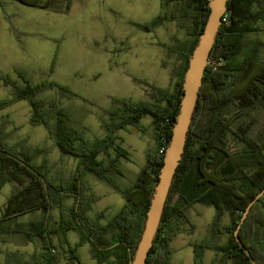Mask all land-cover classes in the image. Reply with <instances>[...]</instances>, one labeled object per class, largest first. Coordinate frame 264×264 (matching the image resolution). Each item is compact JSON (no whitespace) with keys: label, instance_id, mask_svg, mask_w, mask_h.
<instances>
[{"label":"trees","instance_id":"1","mask_svg":"<svg viewBox=\"0 0 264 264\" xmlns=\"http://www.w3.org/2000/svg\"><path fill=\"white\" fill-rule=\"evenodd\" d=\"M15 1L37 9H47L49 4L48 0ZM208 4L209 0H160L161 12L154 20L135 24L140 30L151 32L165 22L174 21L185 30L190 41L165 46L182 62L172 89L147 85L152 102L114 100L116 107L104 113L103 138L84 139L83 133L72 127L69 113L59 100L38 98L47 90L78 97L66 87L53 82L32 86L21 75L23 86H18L0 75V81L15 90L13 98L0 101V110L15 102L27 101L32 110L30 123L43 126L62 155L77 159L75 172L67 184L56 176L49 180L43 172L44 166L33 162L39 155L38 149L8 147L3 141L6 135L0 132V189L6 184L12 187L0 217V241L6 243L12 236H21L26 242L41 241L42 264H58L61 258L80 264L76 251L85 244H89L96 264H130L162 166L163 155L158 151L169 143L183 94L184 74L206 23ZM224 15L228 23L221 24L209 57L211 61L219 57L223 63L215 70L206 68L184 154L145 264H171L170 230L163 232V228L173 221L193 227L187 215L193 204L215 211L209 238L190 244L193 264H203L206 250L219 254L211 264H251L233 233L247 205L264 189V128L257 134L252 133L256 112L264 110V62L258 59L264 43L251 39L264 31V0H228ZM248 46L253 47L250 52L246 51ZM203 87L207 92L200 101ZM145 117L151 118L156 150L147 154L146 165L135 183L124 190L109 176H122L120 161L128 158L127 151L116 143L119 140L116 133L129 127L143 132L141 120ZM87 174L106 183L124 199L119 212L105 224L100 223L104 218L102 213L93 220L87 216L94 202L86 193L84 176ZM66 199H72L73 205L65 206ZM55 209L59 211V219L48 227L50 213ZM37 212L39 218L17 222L20 216ZM225 215L230 223L221 226ZM70 232L79 235L74 246L67 240ZM224 235L227 241L220 245L218 241ZM53 236L63 249L61 257L53 255ZM238 238L256 263L264 264V196L251 207ZM3 264L29 263L20 262L15 252H8Z\"/></svg>","mask_w":264,"mask_h":264},{"label":"rangeland","instance_id":"2","mask_svg":"<svg viewBox=\"0 0 264 264\" xmlns=\"http://www.w3.org/2000/svg\"><path fill=\"white\" fill-rule=\"evenodd\" d=\"M48 3L47 9H37L15 0H0V75L7 76L18 86H23L20 75L32 86L53 82L77 95L66 97L57 90H47L38 98L59 100L69 113L72 127L82 132L84 139L93 141L104 137L102 120L106 119V111L116 107L114 100L152 102L147 85L172 89L182 62L166 47L189 42L185 30L174 21L165 22L151 32L135 26L148 24L158 16L160 0H48ZM259 40L264 43V32ZM206 92L207 88L203 87L200 101ZM14 96V88L0 81V101ZM31 112L27 101L15 102L0 110V126L4 125L0 132L6 135L3 141L16 150L38 149L34 164L44 166L43 172L49 180L56 176L67 184L75 172L77 159L62 155L44 127L30 123ZM255 116L253 134L264 128V110L256 112ZM141 126L143 132L129 127L116 133L119 138L116 143L127 151L128 158L120 161L122 176H109L124 190L135 183L146 165L147 154L156 150L151 118H143ZM84 184L88 197L94 200L87 216L93 220L102 213L104 218L100 223L105 224L119 212L124 199L92 175L84 176ZM11 192L10 184L0 189V217ZM64 204L70 207L73 200L66 199ZM187 215L193 227L173 221L163 228V232H171H168L171 264H193L190 244L209 238L215 211L193 204ZM39 217L38 212L25 214L17 218V222ZM49 219L48 227L59 219V211H51ZM229 223L227 215L220 221L221 226ZM67 240L74 246L79 240L78 233H68ZM226 241L224 235L218 242L222 245ZM41 244L39 240L26 242L21 236H12L6 243L0 241V264L4 263L8 252H15L20 262L42 264ZM51 244L53 255L61 257L63 249L58 238L53 236ZM76 254L80 264H96L89 244L79 247ZM218 256L206 250L202 262L211 264ZM58 264L77 263L61 258Z\"/></svg>","mask_w":264,"mask_h":264},{"label":"water","instance_id":"3","mask_svg":"<svg viewBox=\"0 0 264 264\" xmlns=\"http://www.w3.org/2000/svg\"><path fill=\"white\" fill-rule=\"evenodd\" d=\"M227 2L228 0H209L208 17L188 61V67L184 74L182 85L183 94L181 96L179 112L171 130V137L163 156L162 166L130 264H145L156 238L176 169L184 154L190 125L202 87L203 76L209 63L211 50L221 27V18L226 12ZM263 196L264 189L247 205L233 233L236 243L251 264L257 263L249 254V251L243 247L238 238V232L248 216L251 207Z\"/></svg>","mask_w":264,"mask_h":264},{"label":"built area","instance_id":"4","mask_svg":"<svg viewBox=\"0 0 264 264\" xmlns=\"http://www.w3.org/2000/svg\"><path fill=\"white\" fill-rule=\"evenodd\" d=\"M224 23V24H227L228 23V19H227V16L223 15L222 18H221V24ZM223 63V60L221 58H216L215 60H210L209 59V63H208V66L212 69V70H215L218 66L222 65ZM166 148L167 147H164L162 146L159 151H158V154L159 155H163L165 154V151H166Z\"/></svg>","mask_w":264,"mask_h":264},{"label":"crops","instance_id":"5","mask_svg":"<svg viewBox=\"0 0 264 264\" xmlns=\"http://www.w3.org/2000/svg\"><path fill=\"white\" fill-rule=\"evenodd\" d=\"M158 3H159V1H158ZM159 11H160V7H159ZM263 32L264 31H260L256 36H251V39L252 40L258 39L259 40V35L261 33H263ZM252 48H253L252 46H248L247 49H246V51L248 50L250 52L252 50ZM241 58H242V56H241ZM258 59H259V61H263L264 62V50H260L259 51V53H258Z\"/></svg>","mask_w":264,"mask_h":264}]
</instances>
